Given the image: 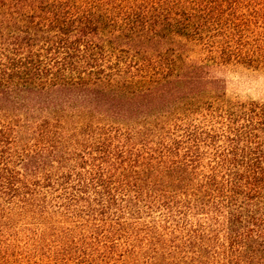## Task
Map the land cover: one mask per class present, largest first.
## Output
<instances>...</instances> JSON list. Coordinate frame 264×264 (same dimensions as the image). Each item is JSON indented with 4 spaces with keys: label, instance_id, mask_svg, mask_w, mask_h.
<instances>
[{
    "label": "trees",
    "instance_id": "1",
    "mask_svg": "<svg viewBox=\"0 0 264 264\" xmlns=\"http://www.w3.org/2000/svg\"><path fill=\"white\" fill-rule=\"evenodd\" d=\"M225 8L0 0V221H51L49 193L109 233L136 219L148 264H264V102L223 101L230 41L204 36Z\"/></svg>",
    "mask_w": 264,
    "mask_h": 264
},
{
    "label": "rangeland",
    "instance_id": "2",
    "mask_svg": "<svg viewBox=\"0 0 264 264\" xmlns=\"http://www.w3.org/2000/svg\"><path fill=\"white\" fill-rule=\"evenodd\" d=\"M226 3L223 18L216 17L204 29L205 41L211 44L224 41L233 57L226 63L214 65L213 75L220 79L225 89L226 103L245 101L264 102V0H223ZM192 50L190 56L200 60L207 50ZM203 111L191 119L201 127L211 125V117L203 118ZM208 119V120H205ZM79 129H65L70 135ZM140 130V129H132ZM45 191V190H44ZM48 211L51 221L38 216L3 211L0 221V264H148L154 252L144 242L143 231L128 219L125 229L109 233L108 226H97V221L72 220L74 217L58 206L61 200L49 193ZM14 207L15 205L7 206ZM19 206H16V208ZM11 211V210H9ZM142 214L143 219H150ZM7 213V214H6ZM153 216L161 218V211ZM81 219V218H80ZM50 225V226H48ZM61 229V230H60ZM141 231V236L133 234ZM65 233L69 235H64Z\"/></svg>",
    "mask_w": 264,
    "mask_h": 264
}]
</instances>
